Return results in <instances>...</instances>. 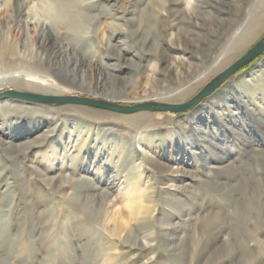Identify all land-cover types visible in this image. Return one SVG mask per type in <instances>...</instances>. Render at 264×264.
<instances>
[{
	"label": "rangeland",
	"instance_id": "obj_1",
	"mask_svg": "<svg viewBox=\"0 0 264 264\" xmlns=\"http://www.w3.org/2000/svg\"><path fill=\"white\" fill-rule=\"evenodd\" d=\"M71 1L70 12L80 11L86 26H69L74 31L66 34L89 38L88 43H72L76 52L84 56L86 51L104 65L111 61L106 51L121 53L124 80L117 84L131 79L117 98L123 105L190 92L181 101L186 100L225 58L231 62L264 35V0ZM2 2L1 35L19 44L28 60L39 45L33 26L48 22L25 14L23 31L11 21V2L7 11ZM246 26L252 27L251 36L237 45ZM135 55L144 57L139 70L129 65ZM19 65L30 67L23 61ZM252 68L254 74L247 75ZM226 82L217 90L241 92L264 120V52ZM7 89L15 88L0 84V92ZM233 93L218 102L219 112L235 111L230 108ZM85 107L61 108L60 113L78 121L64 127L51 124L49 132L33 130L34 124L10 125L8 113L0 116L4 131L25 134L10 143L0 140V264H264V129L258 119L251 136L242 127L244 138L212 120L230 148L231 163L208 170L180 132L193 108L147 111L128 122L115 112ZM242 111L239 116L246 119ZM214 116L209 109L205 118ZM2 132L5 141L9 135ZM28 139L35 143L30 152L25 151ZM251 146L257 149L251 152ZM205 149L213 162L216 149Z\"/></svg>",
	"mask_w": 264,
	"mask_h": 264
},
{
	"label": "bare ground",
	"instance_id": "obj_2",
	"mask_svg": "<svg viewBox=\"0 0 264 264\" xmlns=\"http://www.w3.org/2000/svg\"><path fill=\"white\" fill-rule=\"evenodd\" d=\"M5 2H2V3H5L3 9H6V11H7V9L9 10L8 7H10L9 3L11 2V4H12L10 7L11 13L9 14V16H11V21L15 27H18L19 29H21L23 31L27 29V26H26L27 23L24 22V20L22 19V17L25 14H28V16L32 15L33 17L39 15L40 17H43L44 20H46L48 23L41 22L40 24H36L35 26H33L36 30L35 31L36 32V38L39 42V45L37 47L38 51H37V55H35V56L30 55L29 59L26 60V57H24L22 54H20V51L18 49L19 44H16L12 39H8V40L6 39L5 40L2 37V35H1V32H2L1 31L2 30V21L1 20L2 19L0 20V84H2L3 82H6V83L12 85V88L19 89V90L20 89L21 90H28V91L38 92V93L70 94V95H72L71 93L66 92L63 89L66 86H70L71 88L75 87V88H81V89L86 90L85 94L76 93L78 95H86V96L99 98V99H103V100L110 101V102L119 103L117 101V98L122 97L125 94L128 86L131 85V79L124 81V83H122V85L118 86V84H117V83L121 82L122 80H124L122 77V72H124V68L122 67V65H120V62H119V59L121 58V53L118 52L117 54H115V53L106 51L105 56L108 57L113 62H111V61L108 63L106 62L107 64L104 65L103 62H100L97 59H90L89 54L86 51H85L84 56L81 55L80 53L76 52V50H75L76 46H73L72 43H74V42H76V43L77 42L88 43L89 38H87L88 40H83L81 37L78 38L77 36H75L72 38L71 35L68 36V34H66L67 32L70 34L71 31H74V29H76V28H77V30H80L83 27V22H84V20H83L84 17L82 18L83 15L81 16L80 11L70 12L71 5H72L71 0H39L38 2L33 1V3H32V0H30V1L29 0H5ZM25 9H27L28 12L25 13ZM81 9H82V7H81ZM66 13H68V14L65 16ZM28 16H26V17H28ZM138 22H140V21H138ZM84 24H85V22H84ZM69 26L73 27L74 29L71 30V28ZM85 26H86V24H85ZM69 28H70V31H69ZM246 29H247V31H246ZM251 31H252V27L250 28V27L246 26L244 31H241L240 34L236 38L237 45L241 43V40L243 38H245V37L249 38L251 36V33H252ZM77 32H79V31H77ZM85 36H88V35H85ZM244 43H242L241 46H243ZM229 47H230V43L227 45V47L225 46V52L228 51ZM142 48H144V47L142 46ZM145 52H147V51H145ZM135 56H136L137 60L136 61L132 60V62L129 65L131 67H133V69L139 70V69H141V67L142 68L144 67V66L140 65V62H141V60L144 59V57L142 55H135ZM230 59H231L230 57L225 58L224 61L221 63V65L218 66L217 71H219L226 64H228ZM19 61L20 62L23 61L25 63L27 62V65L30 67H28V69L25 70L23 68L24 65H22V67H21V65H19V63H20ZM17 62H19V63H17ZM127 65H128V63H127ZM41 69L47 70L48 73H46V74L42 73ZM255 69L256 68H252L249 71H247V75L252 76V74H254ZM174 73H175V71H174ZM252 86H254V85H252ZM22 87H25V89H23ZM96 91H101V94H98ZM218 91L219 90L216 89L214 91L215 93L213 92L212 94H210L209 96L204 98L199 104H197L192 109V111L185 117V119H184L185 121L183 122L184 124L182 123V125L180 126V129L182 130V131L180 130V132L183 135V139L186 141V143H188L195 150L197 155H199L201 157V159L203 160V163L207 164L208 170H210V169L217 170V169L223 168L224 166H227L228 164L231 163V160L229 157V154L231 153L230 148L226 144L223 143V139L221 138V135H220L221 133L219 132V130L216 126V121L213 122L212 120H217L218 122H221V124L226 126V128L228 129V131L232 135H236V136L240 135L242 138H244L243 133L241 132L242 127L246 126L248 128L246 130L247 134L251 136L252 134H254L257 131V129H255L253 124H254L255 120L259 118L258 115L256 114L255 110H254V107L253 106L249 107V106H251L249 98L247 96H245L244 94H242L241 92L235 90V92L233 93L232 90H230V89L224 90L222 92L219 91L220 93ZM227 92L233 93L232 95L234 96V99L230 98L232 100L233 105H231V107L230 106L229 107L232 108V110L234 109L235 111L228 110L230 112L227 111V112L221 113L216 109V106H217L218 102H220L221 100L225 101V100H227V98L230 97L229 93L227 94ZM181 93H179L178 95L174 94V95H171L168 97H163V98L148 97V98H144V99H137V100L135 99L133 102L122 101L120 103H134L135 104V103L147 102V101H151V100L152 101L160 100V101H165V102H181V100L183 98H185V96L188 95L190 92H184L182 94ZM214 94H216V96H217L216 101L214 100V97H215ZM181 95H183V96H181ZM177 96H179V97H177ZM257 98H259V97H257ZM126 101H129V100H126ZM67 106L68 107L73 106L75 109H77L78 107H84V106H80V105L74 106L71 104H63V105H56V106L51 105V104H47V106H38V105H34L33 102H28V101L14 99V98L13 99L12 98H3V99H0V116L9 114L10 115L9 116V118H10L9 124L10 125H11V123H14V122H15V125H17V126H21L22 124H25V123L29 126L34 124L33 130L38 129L40 127H44V131L46 129L47 132H49L48 128H49V126H51V124H54L56 126L59 125V127H60V125H62L61 127H64V126H68L70 123L73 124V123H76V121H78L76 117H70V116L65 115L64 113H60L61 108H66ZM85 108H88V107H85ZM230 108H227V109H230ZM240 108H243L242 114L245 116L244 118H246V119H241V117L239 116V114H240L239 109ZM209 109L212 112L213 116L215 115V112L217 113L214 116L215 119H214V117L211 120L205 118V115ZM18 111H21V113H18ZM146 113H147V111L137 112L134 114H119V113H117V114L122 116L123 119L125 118L128 122H131V121H136L138 118L145 116ZM0 120H1V118H0ZM258 122L260 123V126L262 127V129H264V120L258 119ZM7 127H9V125ZM1 131H3L2 132L3 134L9 135L7 138L9 140L6 139L5 141L2 140V138L0 137V140L3 143H10V141H12L13 139L19 138V137H22L23 135H25L23 133H18V134L12 133V134H10V133H8V131H4V129L1 128V122H0V133H1ZM13 131H15V130H13ZM47 132L44 134L42 133L41 135L46 136ZM17 143H16V145H17ZM90 143H91V141H90ZM34 144L35 143H33L32 140L28 139V141H26L25 151H27V152L32 151L31 149L33 148ZM206 146H210L212 148V150L216 149V151H217L216 155H214V157H212L213 162L209 161V159L205 155V150H206L205 147ZM255 149H257V148H254L253 146H251L250 151L252 152ZM253 158H254V156H253ZM262 158H264V157H262ZM251 167H253V166H251ZM61 180H62V178H61ZM56 181H58V180H56ZM62 181H64V179ZM66 181H67V179H66ZM81 191H83V190H81ZM92 195H93V193H92ZM0 200H1V198H0ZM84 202H86V201H84ZM84 202L82 204H84ZM75 211H76V209H75ZM136 212H138V210ZM102 216H104V215H102ZM114 226L116 227L117 225H114ZM114 232H115V230H114ZM201 235L203 236V234H201ZM251 246H253V244ZM219 255L220 254H218V256ZM214 258L217 259V257H214ZM209 261H210V259H209ZM212 261H213V259H212ZM212 261H211V263H212ZM42 262H43V260H42ZM221 263H223V261ZM56 264H57V262H56Z\"/></svg>",
	"mask_w": 264,
	"mask_h": 264
},
{
	"label": "water",
	"instance_id": "obj_3",
	"mask_svg": "<svg viewBox=\"0 0 264 264\" xmlns=\"http://www.w3.org/2000/svg\"><path fill=\"white\" fill-rule=\"evenodd\" d=\"M264 52V35L254 41L241 55L229 62L222 69L217 71L189 98L181 102L165 101H147L139 102L133 105H123L115 102L106 101L99 98L83 95L70 94H47L29 91H19L7 89L0 92V99L14 98L34 103L51 104V105H80L101 110H109L119 114H134L142 111L151 112H171L182 113L194 108L204 98L212 94L226 80L234 75L237 71L247 66Z\"/></svg>",
	"mask_w": 264,
	"mask_h": 264
}]
</instances>
